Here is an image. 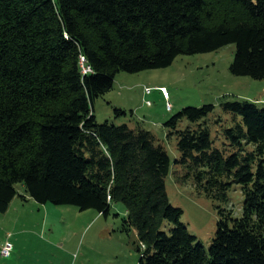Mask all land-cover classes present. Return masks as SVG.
<instances>
[{
    "label": "trees",
    "instance_id": "trees-1",
    "mask_svg": "<svg viewBox=\"0 0 264 264\" xmlns=\"http://www.w3.org/2000/svg\"><path fill=\"white\" fill-rule=\"evenodd\" d=\"M230 43L231 72L264 78V0H0V213L19 183L40 204L107 215L120 202L141 243L139 264H264V108L224 102L241 122L223 129L221 145L205 122L213 105L182 108L165 123L177 137L173 162L152 132L98 123L93 109L121 71ZM173 164L178 184L218 202L208 250L169 202ZM236 184L238 217L221 206Z\"/></svg>",
    "mask_w": 264,
    "mask_h": 264
},
{
    "label": "rangeland",
    "instance_id": "rangeland-1",
    "mask_svg": "<svg viewBox=\"0 0 264 264\" xmlns=\"http://www.w3.org/2000/svg\"><path fill=\"white\" fill-rule=\"evenodd\" d=\"M235 49L230 43L214 52L178 55L165 68L117 73L113 88L94 101L97 122L152 132L173 162L180 155L177 137H167L165 123L182 108L211 104L214 111L205 122L221 145L223 129L234 127V120L241 122L239 116L234 118L224 110V102L248 100L264 108V78L239 76L230 70ZM115 109L127 113L117 115ZM188 125L182 121L180 129ZM175 169L173 164L166 179L169 202L182 209V223L208 250L220 220L218 202L196 194L191 183L178 184ZM17 189L19 195L0 213V246L6 241L13 245L10 257L0 255V264H139L141 243L135 228L124 227L123 203H112L104 215L75 205L40 204L26 195L22 184ZM243 201L242 189L236 184L221 206L238 217Z\"/></svg>",
    "mask_w": 264,
    "mask_h": 264
},
{
    "label": "built area",
    "instance_id": "built-area-1",
    "mask_svg": "<svg viewBox=\"0 0 264 264\" xmlns=\"http://www.w3.org/2000/svg\"><path fill=\"white\" fill-rule=\"evenodd\" d=\"M85 66V73L84 74H88L91 73L90 70L88 68H86V64H84ZM164 92L165 89L163 88ZM13 250V245L11 243H9V241H6L1 247H0V255L3 258H7L11 256Z\"/></svg>",
    "mask_w": 264,
    "mask_h": 264
},
{
    "label": "bare ground",
    "instance_id": "bare-ground-1",
    "mask_svg": "<svg viewBox=\"0 0 264 264\" xmlns=\"http://www.w3.org/2000/svg\"><path fill=\"white\" fill-rule=\"evenodd\" d=\"M85 60L86 59L83 56L80 59V66H81L82 72L85 73V66H84V64H86V68H88L90 70V72H92V69L87 65V63H86ZM81 62H82V64H81Z\"/></svg>",
    "mask_w": 264,
    "mask_h": 264
},
{
    "label": "crops",
    "instance_id": "crops-1",
    "mask_svg": "<svg viewBox=\"0 0 264 264\" xmlns=\"http://www.w3.org/2000/svg\"><path fill=\"white\" fill-rule=\"evenodd\" d=\"M1 246H2V245H1ZM1 246H0V247H1Z\"/></svg>",
    "mask_w": 264,
    "mask_h": 264
}]
</instances>
